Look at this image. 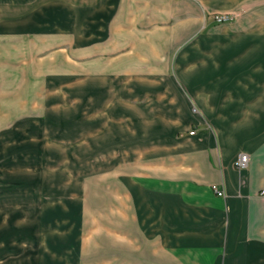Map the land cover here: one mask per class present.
<instances>
[{
    "label": "crops",
    "instance_id": "obj_1",
    "mask_svg": "<svg viewBox=\"0 0 264 264\" xmlns=\"http://www.w3.org/2000/svg\"><path fill=\"white\" fill-rule=\"evenodd\" d=\"M222 11L257 22L247 31L239 22L236 34L264 37V0H0V39L28 38L29 60L68 68L60 78L48 69L60 83L44 99L59 102L47 103L40 123L44 151L68 123L72 149H61L63 168L37 172L39 186L73 199L85 188L88 200L95 176L116 184L110 204L46 202L36 190L38 203L20 212L26 226L49 215L70 222V240L88 231L78 251L49 254L101 260L87 264H264V59H253L264 45L251 39L237 53V42H222L204 21ZM5 97L1 125L12 114ZM5 126L0 146L12 134ZM240 154L249 159L239 171ZM95 165H104L96 175ZM97 246L108 252L94 255Z\"/></svg>",
    "mask_w": 264,
    "mask_h": 264
},
{
    "label": "rangeland",
    "instance_id": "obj_2",
    "mask_svg": "<svg viewBox=\"0 0 264 264\" xmlns=\"http://www.w3.org/2000/svg\"><path fill=\"white\" fill-rule=\"evenodd\" d=\"M46 14L47 13H45V15ZM217 15L227 16L230 20L225 23H217L214 21V18ZM242 16V12L222 11L205 16L204 21L206 25L210 22L214 23V26H219L220 31L218 38L221 37L222 42H227V46L231 43L233 44L237 42V53L242 49L245 50L246 45L251 42V39L253 42L255 40V47L260 50L264 45V37L262 35L248 34L247 36V34L240 35L236 34V31H233L235 27L239 26V22H242L241 26L245 28V31L248 29L252 30L253 26H257V22L255 21L254 24L252 23L249 26L245 20L241 19ZM45 20L48 21L47 19ZM238 36H242L243 39L239 40ZM244 38H248V40H244ZM233 40H235V42ZM34 42L38 46V41L36 42L34 40ZM39 43L42 46H49L51 41L47 40L44 44H42L41 41ZM31 44H33V42L28 38H14V41L12 42H7L6 39H0V92L1 94H6V97L4 98L5 105L12 111V114L8 115L9 121L7 125H1V123L4 122L0 120V128L6 125L4 128L8 129L10 132L9 134L12 133L11 136L2 137L3 140L1 141H3V146H0V264H69L68 262L73 263V261V264H76L75 261L79 264H87L88 262L90 263V261L98 263L101 261L100 258H91L88 260L85 258L84 253L76 258H69L67 256L57 258L58 256L56 257L48 252L53 251V253L60 255V253L65 254L71 249L78 251L76 244L79 245V242H82L81 240L85 239L84 236L88 233L86 228L80 234V236L83 235V237H76V239L70 240L69 235L67 234L70 222L67 221L66 223L62 221L61 219H64V217L61 219L60 217L56 218L58 223L55 224L49 220L48 215L44 222L41 220L42 226H38V221H36L35 216V219L33 218L35 223L26 226L25 223L27 222V218L24 217L23 214H20L23 210L22 208H25V210L28 208L31 209V204H34V202L38 203L39 200L38 195H36V190L40 191L41 196L45 195L44 201L46 202L55 203L61 201L69 204V201H71L80 204V201L82 203L86 200L85 197H87L83 191L85 188L79 189L73 199L70 195L65 196L61 189L39 186L41 179L37 172L42 170L47 164L51 171L63 168L67 165L63 161L65 159L63 155H66V153L61 149L65 151L72 149L70 147V141H68L70 139L66 140V138H69L68 132L70 125L68 123L61 126V131L57 130L60 136L54 138L57 140H51V147L44 151V145H42L44 139L41 136L43 125L40 123L44 116L46 117V115H44V110L49 107L47 103H52L53 101L59 102V100L44 99L47 93L60 83L51 82L55 78L54 75L48 73L50 71H54L55 73L60 71L64 72L68 71V68L51 67L49 65L40 66L37 63L38 61L29 60L27 54H29L28 49ZM11 47L13 50H11ZM7 54H12V57H9ZM253 54L254 61L264 59V50L262 52L255 50ZM6 57L8 59H6ZM5 61L9 62L10 65L6 64ZM60 74L61 73H58V78H60L61 75L68 77L67 75ZM194 85L196 86V84ZM40 106H42V108H39ZM4 121L6 123L7 120ZM24 124H26V126H24ZM53 127H55V125ZM57 127H60V125L58 124ZM65 132H67L66 135H64ZM62 134L63 136H61ZM62 137L63 140L66 141H62ZM42 153L43 156L46 157L45 162H42V156H40ZM57 160L61 163H57ZM82 164L84 165L82 166ZM96 166L97 165H95V168L98 169L95 170L93 173L94 175L99 174L97 172H99L104 165L99 167ZM70 167L71 166L68 164V170ZM73 167L78 181H81L83 187H85V184L89 181L88 179L87 181L85 179L89 178L86 177L85 163L80 161L75 162ZM28 176L34 178L33 181H26V178H23H28ZM65 179L66 178H63V180ZM58 180L59 179L57 178V181ZM57 183L60 186L61 180ZM88 185V191L90 193L89 195L87 194L88 200H86V202H89L91 205L93 203L110 204L116 202V196L110 195L108 189L109 187L116 188L113 177L109 179H100L95 176L94 180L88 182ZM68 187L69 186H67V188ZM103 190H105L106 193ZM22 202H27V204L19 205ZM93 212V214H96L97 211L94 210ZM99 212L101 213V211ZM111 229L117 230V227H111ZM51 231L57 233L51 234ZM42 239H46V247H43V244L41 243ZM101 250L102 248L97 246L93 251V253L95 252L94 255H101L102 257L103 253L108 252V249Z\"/></svg>",
    "mask_w": 264,
    "mask_h": 264
},
{
    "label": "built area",
    "instance_id": "obj_3",
    "mask_svg": "<svg viewBox=\"0 0 264 264\" xmlns=\"http://www.w3.org/2000/svg\"><path fill=\"white\" fill-rule=\"evenodd\" d=\"M229 20H230L229 17L222 16V15L221 16L217 15L214 18V21L217 22V23H225V22H227ZM194 133H195L194 131H191V132H189V135L192 136V135H194ZM248 159L249 158H248L247 154H240L238 156V158L236 159V161H235V164H234L235 168L237 170H239V171L245 169L247 167V165H248ZM212 189H213L214 193L218 197H224L225 193H224V191L221 188H218L217 186H213ZM259 195L264 198V189H262L259 192Z\"/></svg>",
    "mask_w": 264,
    "mask_h": 264
}]
</instances>
